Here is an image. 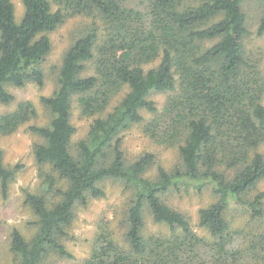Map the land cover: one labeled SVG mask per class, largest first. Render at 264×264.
I'll use <instances>...</instances> for the list:
<instances>
[{
	"label": "trees",
	"instance_id": "trees-1",
	"mask_svg": "<svg viewBox=\"0 0 264 264\" xmlns=\"http://www.w3.org/2000/svg\"><path fill=\"white\" fill-rule=\"evenodd\" d=\"M258 35L264 34V0ZM243 0H0V104L7 88L43 87L51 35L78 20L57 68L55 89L40 104L45 125L23 101L0 114V134L24 126L41 143L32 153L43 188L25 193L33 213L28 237L13 229L9 264L73 259L65 245L77 207L106 196L99 184L130 192L119 227L97 225L80 264H264V73L245 49ZM165 96L159 106L150 98ZM90 120L73 143L72 112ZM143 112L149 118H144ZM139 127L153 145L177 151L168 173L145 153L127 161L123 135ZM17 168L0 152V193ZM208 190L213 201L191 218L168 202L180 188ZM147 214L154 226L148 231ZM1 224V223H0Z\"/></svg>",
	"mask_w": 264,
	"mask_h": 264
},
{
	"label": "rangeland",
	"instance_id": "rangeland-1",
	"mask_svg": "<svg viewBox=\"0 0 264 264\" xmlns=\"http://www.w3.org/2000/svg\"><path fill=\"white\" fill-rule=\"evenodd\" d=\"M11 1L15 5V16L18 20L23 12L21 0ZM241 8L245 14L248 32L244 41L245 49L261 60V69L264 73V34L258 35L259 19L263 13L262 5L258 0H243ZM79 23L78 20H69L51 35L52 49L43 64L44 86L40 88L34 84H27L24 88L8 87L7 90L14 96V101L9 106L0 104V114L12 110L19 102L30 101L39 113L38 118L31 124L37 126L48 123V114L43 110L39 100L41 97L50 96L54 91L57 68ZM150 99L160 106L165 96L154 94ZM143 116L144 118L150 117L144 112ZM71 121L76 128L73 138V143H76L86 135L90 120L80 118L78 111L74 108ZM36 143H41V141L28 131L27 125L10 136L0 134V152L3 154L4 164L8 168H17L8 197L4 199L0 193V264H9L11 261L9 243L12 230H19L28 237L35 229L33 225L35 218L30 209L24 205V196L26 192L37 194L43 188L38 176V166L32 153ZM121 148L129 162L145 153H152L156 157V163L151 166L147 174L149 177L156 174L157 166H162L168 173H171L179 164L176 150L153 145L144 138L139 127H133L123 135ZM99 186L105 188V198L89 200L87 207L76 209V217L69 233L70 238L65 242L74 258L52 259L47 264H80L88 255L97 225L101 221H110L115 227L120 226L124 219V210L130 192L125 190L124 184L118 181H105ZM168 195L169 204L186 213L191 218L195 232L202 234L196 227L197 212L213 201L210 192L208 190L197 192L190 187L189 189L180 188ZM146 219L148 231H154L156 227L148 214Z\"/></svg>",
	"mask_w": 264,
	"mask_h": 264
}]
</instances>
